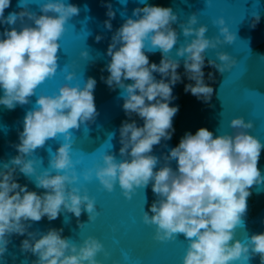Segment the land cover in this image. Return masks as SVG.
<instances>
[{"label":"clouds","instance_id":"clouds-1","mask_svg":"<svg viewBox=\"0 0 264 264\" xmlns=\"http://www.w3.org/2000/svg\"><path fill=\"white\" fill-rule=\"evenodd\" d=\"M29 2L19 0L20 10L5 15L11 0H0V26H4L0 31V105L11 110L36 96L35 106L23 117L19 142L13 144L17 154L0 167V260L10 237L16 234L25 236L19 247L36 257L32 264H100L95 257L103 245L93 236L77 245L62 236V228L29 231L31 222L44 217L52 221L64 212L79 218L84 211L88 220L95 218L94 199L87 189L81 192L77 186L78 161L70 155V130L94 122L99 115L94 100L97 81L91 76L82 86L63 83L50 95H36L38 85L56 73L59 40L67 21L80 9L66 0H44L37 13L28 8ZM140 2L143 7L133 8L132 16L112 33L106 49L110 59L101 68L108 75L100 79L109 89H122V109L129 118L118 128L120 159L111 152L103 153L102 163L84 171L83 178L90 180L94 175L108 192L118 184L128 199L150 184L156 198L143 212L142 220L155 226L154 239L158 241L174 240L183 234L187 248L182 264H234L256 255L264 264V232L252 234L247 243L234 238L235 228L243 223L247 212L251 187L264 182L257 166L264 143L248 131L254 127L251 120L233 117L230 133L214 135L206 127L194 134L185 132L166 153L153 154V146L171 139L175 132L172 121L179 105L171 101L176 99L173 86L182 82L178 58H183V76L194 82L185 83L184 92L207 103L213 87L205 82V51L232 43L234 34L220 17L213 23L220 26L222 39L209 38L206 25L193 27L197 16L192 13L186 24L180 25L183 35L191 39L176 47L178 58H173L169 53L177 45L178 33L173 27L177 14L170 6ZM105 7L108 19L103 23L111 30L116 13L111 3ZM259 19V14H254L250 26L254 28ZM102 38L100 34L95 36L97 42ZM155 50L160 52L159 63L150 62L146 54ZM80 55L87 57L89 53L84 50ZM216 57L219 63L209 58L207 64L220 73L236 63L224 51L217 52ZM74 76L67 72L64 79L72 81ZM207 78L214 79L211 71ZM128 80L131 82L126 83ZM133 116L142 120V125L131 119ZM58 135L64 142L55 152L49 150L48 168L37 173L29 157ZM17 170L25 177H34L36 187L45 191L38 193L20 184Z\"/></svg>","mask_w":264,"mask_h":264},{"label":"water","instance_id":"water-1","mask_svg":"<svg viewBox=\"0 0 264 264\" xmlns=\"http://www.w3.org/2000/svg\"><path fill=\"white\" fill-rule=\"evenodd\" d=\"M44 0H30L28 8L39 13V6ZM79 7V13L74 15L65 25L58 50V68L53 77L46 79L36 89V95L52 94L58 91L63 83L81 84L89 77L97 81L94 89V100L99 115L95 121L81 125L79 129H71L72 149L70 155L75 164L79 177L77 186L81 192L87 189L94 199L96 215L88 220V213L82 211L79 218L72 213H61L56 219L49 221L46 217L40 221L31 222L29 231L42 232L50 227L62 228V236L79 245L88 236L97 238L103 248L96 254L100 264H182V258L187 248V240L183 234H178L174 240L158 241L154 239L155 226L143 222V212L147 211L156 198L149 184L144 189H137L131 199L125 198L119 185L113 191L103 189L99 181L93 177L84 180L83 172L92 168L96 163H102L101 156L111 152L119 156L118 128L122 120L129 119L122 109V89H109L100 79L107 76L101 68L110 57L106 49L111 41L112 33L132 16V9L143 7L140 0H66ZM148 4L170 6L177 14V21L173 24L178 33L177 45L169 53L173 58L176 47L182 45L191 37H185L180 25L187 22L189 15L196 13L198 27L207 26L205 35L209 38L220 36L219 25L214 20L223 17L225 25L234 34L232 43H222L217 48L205 51V82L213 87L211 99L205 103L198 100L191 93L184 92V84L190 83L183 76V58L177 69L182 74V82L173 86L175 100L171 104L179 105V111L173 117L175 132L171 139L162 141L161 145L153 146V154L160 156L169 148L178 144L185 132L195 133L200 127H206L214 135L230 133V120L235 116H242L245 121L251 120L254 124L248 131L264 143V0H144ZM107 3H111L116 15L111 19L112 29H106L104 20ZM19 0H11L5 15L10 11L20 10ZM260 19L256 26H250L254 14ZM135 18V17H133ZM4 26H0V31ZM103 38L97 42L95 36ZM87 50L89 55L83 57L80 53ZM224 51L235 58L236 63L224 73L218 72L207 64L209 58L217 60L216 53ZM150 62L159 63V50L146 53ZM217 63L219 61L217 60ZM213 73L214 79L209 80L208 72ZM67 72L75 73L72 81H65ZM159 79V74H155ZM130 83L131 81H125ZM194 83V82H191ZM30 103L17 105L14 109H7L0 105V167L17 154L13 147L18 143V131L22 130L23 117L27 110L35 106L36 96L29 98ZM138 125L143 121L133 116ZM63 141V136L50 138L43 147L34 150L31 159L37 173L48 168L50 152ZM166 144L167 147L162 145ZM159 166V165H158ZM258 168L264 176V148L261 150ZM175 168V161H172ZM17 179L20 184H27L29 190L38 193L45 191L37 188L34 177H25L17 170ZM79 220L80 224L77 223ZM264 232V182L251 187V195L247 198V212L243 223L234 231V238L247 243L248 237L254 233ZM25 236L13 234L7 245V251L0 264H32L36 257L30 252H22L19 245ZM234 264H260L259 256H252L246 262L243 260Z\"/></svg>","mask_w":264,"mask_h":264}]
</instances>
